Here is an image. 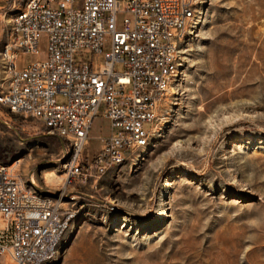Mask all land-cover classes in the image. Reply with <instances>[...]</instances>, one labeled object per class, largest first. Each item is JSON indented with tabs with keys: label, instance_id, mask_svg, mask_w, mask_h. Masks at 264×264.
I'll use <instances>...</instances> for the list:
<instances>
[{
	"label": "rangeland",
	"instance_id": "374dc122",
	"mask_svg": "<svg viewBox=\"0 0 264 264\" xmlns=\"http://www.w3.org/2000/svg\"><path fill=\"white\" fill-rule=\"evenodd\" d=\"M23 3L0 0V93L9 79L1 53ZM41 49L19 65L45 57V36ZM181 49L149 145L100 178L67 179L65 143L0 108V160L22 163L75 214L53 264H264V0H206ZM110 134L101 110L85 162Z\"/></svg>",
	"mask_w": 264,
	"mask_h": 264
},
{
	"label": "built area",
	"instance_id": "2783aa9c",
	"mask_svg": "<svg viewBox=\"0 0 264 264\" xmlns=\"http://www.w3.org/2000/svg\"><path fill=\"white\" fill-rule=\"evenodd\" d=\"M205 2L24 0L12 21V42L1 53L9 79L0 108L41 122L65 143L67 179L102 177L149 145L159 106L182 65L181 45ZM44 36L45 57L20 66L21 54L41 52ZM86 50L92 57L79 59ZM59 95L65 102H58ZM101 110L111 134L85 162L83 151ZM21 165L0 160V258L3 264H53L75 214L60 196L31 182Z\"/></svg>",
	"mask_w": 264,
	"mask_h": 264
},
{
	"label": "bare ground",
	"instance_id": "6f19581e",
	"mask_svg": "<svg viewBox=\"0 0 264 264\" xmlns=\"http://www.w3.org/2000/svg\"><path fill=\"white\" fill-rule=\"evenodd\" d=\"M28 178L31 180V182L35 183V181H34V178H33V177H30V176H29ZM51 178H52V177H51ZM51 178H50V179L48 178L49 180H47V181H48V182H51V181H52V180H51Z\"/></svg>",
	"mask_w": 264,
	"mask_h": 264
}]
</instances>
